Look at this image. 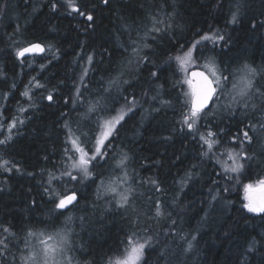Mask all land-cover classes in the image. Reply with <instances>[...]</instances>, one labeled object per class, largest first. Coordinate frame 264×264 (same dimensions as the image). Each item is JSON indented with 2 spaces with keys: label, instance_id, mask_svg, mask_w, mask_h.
I'll return each mask as SVG.
<instances>
[{
  "label": "trees",
  "instance_id": "trees-1",
  "mask_svg": "<svg viewBox=\"0 0 264 264\" xmlns=\"http://www.w3.org/2000/svg\"><path fill=\"white\" fill-rule=\"evenodd\" d=\"M83 3L97 9L93 13L95 31L87 34L82 18H69L63 9L52 12L51 0H0V125L13 118L24 121L13 130L12 141L0 145V158L21 168L20 172L0 171V225L15 234L0 230V239L7 237L8 243L0 264L23 263L20 253L28 229L62 228L71 229L72 250L68 255L74 258L73 264H106L108 257L123 247L121 241L128 233L139 230L143 234L145 228L153 237L152 248L145 253L146 264H264V214L244 209L242 194L243 183L264 176V130L259 127L264 124L262 97L253 95L247 109L242 104L234 113L221 109L201 122L212 125L214 131L217 125L225 130L222 148H239L228 140L243 127L241 120L257 126L249 132L252 145H245L248 154L255 153L256 158L246 162L239 182L229 180L211 154L201 155L196 139L174 131L181 111V87L176 84L180 76L175 64L166 63L180 44L199 39L197 32L203 35L210 28L219 29L229 41L227 47L221 43L213 52L209 44L203 55L217 56L222 67L248 63L258 72L253 92L259 89L264 93V27L259 23L264 21V0H110L108 6L100 0ZM238 4V23H229ZM154 24L167 29L166 34H151L157 37L156 43L151 35L146 36ZM132 41L152 45L141 53L150 63L139 68L128 64L129 59L134 60L129 56ZM28 42L52 45V51L44 58L29 57L21 65L13 49ZM88 55L94 57L91 65L87 64ZM40 65L46 67L42 70ZM85 67L89 72L81 83ZM152 71L158 73V79L150 76ZM119 72H123L121 80L129 83L104 93ZM33 77L44 87L35 88ZM77 86L84 99L74 104ZM25 88L31 92V100L21 95ZM50 91L53 102L46 99ZM121 95L135 96L139 101L119 128L112 149L117 157L127 153V171L135 195L125 208H117L111 196L97 198L100 180L107 181L113 175L110 160L95 169L100 173L96 183H84L79 203L63 210L57 219L42 186H46L49 172L59 175L64 170L65 121L73 129L90 134L92 128L83 118L87 102L104 96L112 107L115 98L119 102L114 107L119 108L124 103ZM253 103L258 105L256 110L250 107ZM21 108L27 111L21 112ZM0 133L2 140L7 134L2 129ZM189 173L187 186L181 190L178 181ZM152 180L158 182L161 191H156ZM210 189L212 195L218 193L215 200ZM156 200L171 213L170 218H153ZM67 216L72 220L66 223Z\"/></svg>",
  "mask_w": 264,
  "mask_h": 264
},
{
  "label": "snow or ice",
  "instance_id": "snow-or-ice-1",
  "mask_svg": "<svg viewBox=\"0 0 264 264\" xmlns=\"http://www.w3.org/2000/svg\"><path fill=\"white\" fill-rule=\"evenodd\" d=\"M100 3L108 6L110 0H100ZM63 9V14L69 18H82L84 23L83 31L85 34L89 30L95 31L94 25L96 19L94 12L97 10L95 5L88 6L83 3V0H51V11L58 13ZM75 14V15H74ZM240 15V5L236 6V10L231 13L229 23H238ZM160 23L156 21L155 24ZM260 26L264 27V21H260ZM154 24L152 29L148 30L147 35L152 33L159 34L162 31L166 34L167 29H161ZM253 28L256 27L254 23ZM199 39L189 42L187 44H180L175 54L168 55L166 63L168 65L175 64L176 73L180 79L176 84L181 87L179 94V101L181 104L180 118L177 120L178 128L174 131H179L185 136H191L196 139L202 149L201 155L208 157L210 154L215 158L217 165L221 167L222 173L225 178L232 180L238 178L245 172V164L256 158L255 153L249 155L245 150V145L251 146L253 137L249 135L250 131L256 130L255 124H244L243 120L235 134L229 137V144L239 145V148L223 147L224 136L227 135L223 128L214 131L212 125L208 123L201 124L206 120L210 113L218 110H225L233 112L236 106L243 105L244 108H249L248 101L252 99L253 95L262 97L261 105L264 106V93L254 88V78L258 75L257 69L244 63L239 67L229 68L227 65L221 66V61L215 55L204 56V50H209L208 45L211 44L210 51H215L216 46L223 43L224 47L228 45V39L224 34H221L219 29L210 28L208 32L200 35L197 32ZM144 38H141L143 40ZM153 43H156L157 37L151 35ZM175 46V45H173ZM131 52L130 57L133 59L128 60V64L135 63L137 68L143 66L145 62H149L147 56L141 55L145 48H151L152 45L147 42L137 43L132 41L130 44ZM52 51V45H45L41 42H28L20 47H15L13 53L15 59L24 64L29 57L44 58V54ZM127 52L128 49H125ZM94 57L87 56V64L91 65ZM43 70L46 66L40 65ZM89 68L85 67L80 76V82L83 83L84 78L88 75ZM227 73V74H225ZM123 72H119L117 77L110 80L109 87L103 89L104 93H109L112 87L120 83L127 84L129 81L121 80ZM150 76L153 79H158V73L152 71ZM35 88H43L42 85L35 77ZM30 81V83H32ZM13 87L15 85L13 84ZM22 96L32 99L31 92L26 89ZM227 101L226 103H218L221 99ZM46 99L53 102V92H49ZM83 94L80 88L76 87V98L73 100L75 104L77 101L83 102ZM124 103L116 108L114 105L119 101L115 98L112 99L113 106L110 107L108 99L101 96L98 99L89 100L87 102L86 111L83 113V118L88 121L89 126L92 128L91 133L82 132L79 128L73 129L65 121L63 129L65 131V140L63 148L64 170L55 175L52 172L48 173V179L45 182L46 186L43 187V196L48 197V202L54 205L52 212L58 219L63 215V210L68 209L70 206H75L79 203V193L84 183H96L97 176L100 173L95 171L96 168L109 165L113 169V175L107 181L101 179L97 185V198L102 199L104 195L111 196L112 202L115 203L117 208H125L129 205L130 200L135 195V189L132 187L133 179L129 176L127 171V163L129 157L127 153L121 152L119 156L113 154V140L116 139L120 127H123L125 118L134 112L137 108L139 101L135 96L127 97L121 95ZM156 99V97H152ZM67 103V100L65 101ZM163 104L170 105V101H162ZM252 110H256L258 105L253 103L250 105ZM264 110V109H262ZM21 112L27 111L24 108L20 109ZM95 116L93 122L92 118ZM23 124L24 121H17L13 118L7 122V135L4 139L0 140V145L8 144L13 139V130L17 124ZM3 125H0L2 128ZM203 127L204 131H200ZM259 127L264 130V124ZM2 134V133H0ZM222 151H217L221 149ZM264 155V151L261 152ZM13 170L20 172L21 168L17 163L8 159L0 158V171L12 172ZM28 175H32L28 173ZM191 174H187L181 178L178 183L183 187L187 186V181ZM151 183L156 185V191L161 189L158 182L152 180ZM216 183V182H213ZM54 184H59L61 187L57 188ZM103 190V192H101ZM225 191H228L225 188ZM209 194L212 195L211 189ZM217 195H212L215 200ZM243 208L250 213L264 214V176H259L257 179L243 183ZM34 205L37 203L35 200L32 202ZM171 217V213L164 211L163 204L160 200L155 201L154 217L165 218ZM71 216L65 217V222H70ZM43 223V221H41ZM175 224V221H173ZM0 230L3 233L14 236L10 229L6 226L0 225ZM148 229L143 230V234L137 231L128 233L121 241L122 248L118 250V254L109 256L106 264H146L145 253L146 250L152 248L153 237L147 235ZM71 229L62 228L47 231L40 229L33 231L28 229L27 238L25 240V249L27 255H22L21 260L23 264H73V257L68 255L72 250L70 240ZM5 239H0V256H3L8 249V243ZM251 250V245L250 249Z\"/></svg>",
  "mask_w": 264,
  "mask_h": 264
},
{
  "label": "rangeland",
  "instance_id": "rangeland-1",
  "mask_svg": "<svg viewBox=\"0 0 264 264\" xmlns=\"http://www.w3.org/2000/svg\"><path fill=\"white\" fill-rule=\"evenodd\" d=\"M222 101H224L223 98H222L221 101H219L218 103H221ZM226 102H227V101H226ZM214 113H215V112H214ZM214 113H210V114H214ZM11 120H12V119H11ZM11 120H8V121H11ZM8 121H7V122H8ZM7 122H6V123H1V125H3V127L0 128V130L2 129L3 132H4L5 134H8L7 131H6V129H7ZM101 192H103V190H101ZM242 194H243V188H242ZM20 254H21L20 256H22V255H27V249H25V245H24V248H23V250L21 251ZM22 264H23V263H22Z\"/></svg>",
  "mask_w": 264,
  "mask_h": 264
},
{
  "label": "bare ground",
  "instance_id": "bare-ground-1",
  "mask_svg": "<svg viewBox=\"0 0 264 264\" xmlns=\"http://www.w3.org/2000/svg\"><path fill=\"white\" fill-rule=\"evenodd\" d=\"M132 68V67H131ZM26 89V88H25ZM81 204V203H80ZM94 209V208H93ZM78 210V209H77ZM83 225V224H82ZM27 233V232H26ZM17 236V235H16Z\"/></svg>",
  "mask_w": 264,
  "mask_h": 264
}]
</instances>
